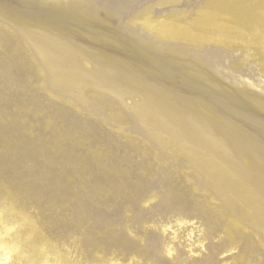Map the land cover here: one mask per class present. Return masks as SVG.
I'll return each mask as SVG.
<instances>
[{"label": "bare ground", "instance_id": "1", "mask_svg": "<svg viewBox=\"0 0 264 264\" xmlns=\"http://www.w3.org/2000/svg\"><path fill=\"white\" fill-rule=\"evenodd\" d=\"M106 1L109 4L105 8L93 0H24L25 7L10 10L0 6V44L5 48L2 63L8 66L7 74L26 71L28 77L42 85L45 94L62 101L66 110L102 115L110 111L104 121L120 128L129 113H136L134 120L141 132V112L158 113L161 127L147 134L158 142L161 153L154 150V157L147 156L137 164L145 176L140 178L142 193L138 200L147 207L160 197L159 191H146L144 183L162 168L167 179L161 187L169 193L163 204L173 208L175 220L163 224L166 235L162 237L149 232V228L157 227L153 216H144L140 245L137 248L129 244L127 252L131 258L126 264L132 260L139 264H174L175 259L176 264H264L255 260L260 247L254 244L256 235L264 252V120L234 109L261 132L263 138L256 139L258 134L219 114L205 98L168 90L132 60L84 46L57 28L64 24L103 25V15L124 0ZM255 2L219 0L201 16L194 30L182 28V23L179 27L171 26L167 20L156 23L150 9L145 8L130 21L142 20L150 30L157 29L158 36L156 42H150L133 31L141 42L136 41V45L169 74H179L199 90L231 99L233 94L218 84L212 68L188 54L182 55L179 45L166 40L186 41L192 46L200 39L217 42L224 38L238 48L246 43L250 56L264 60V26L254 23L257 17L250 11ZM211 26L212 32L205 34L204 29ZM246 60L238 59L230 66L244 65ZM213 85L217 89H212ZM254 95L258 99L256 104L264 111V100L257 93ZM127 100L132 103L129 105ZM142 121L149 122L150 118L146 116ZM132 142L135 150H145L148 144L139 136L133 137ZM195 177L202 180L193 183ZM118 188L125 191L127 186H117L111 196L118 194ZM188 210L194 214H184ZM11 230L6 226L5 234L0 232V251L7 259L18 251L16 244L5 238ZM184 248L188 260L181 258ZM204 248L209 249L208 255L201 256L199 250ZM238 248H242L240 255L232 254ZM134 250L138 256L132 255ZM230 254L234 255L231 262Z\"/></svg>", "mask_w": 264, "mask_h": 264}, {"label": "rangeland", "instance_id": "2", "mask_svg": "<svg viewBox=\"0 0 264 264\" xmlns=\"http://www.w3.org/2000/svg\"><path fill=\"white\" fill-rule=\"evenodd\" d=\"M93 1L100 8L109 4L106 0ZM218 2L124 0L103 15L106 22L101 26L64 24L57 28L84 46L132 60L149 72L155 83L168 90L205 98L204 101L219 114L231 117L235 124L258 134L255 138L261 139V132L248 119L234 112V109L241 110L264 120V111L256 104L258 99L254 95L257 93L264 100V60L250 56L246 43L238 48L224 38L217 42L200 39L192 46L186 41L166 40L168 44L179 45L182 55L188 54L212 68L218 84L233 94L228 100L209 90L197 89L179 74H169L136 45V41L141 42L133 31L150 42H156L158 36L157 29L150 30L142 20L130 21L145 8L150 9L151 19L156 23L167 20L171 26L179 27L182 23V28L188 26L194 30L201 16ZM0 6L8 10L25 7L24 0H0ZM250 11L257 17L254 23L264 26V0H256ZM173 12L177 14L173 15ZM210 32L212 26L204 29L205 34ZM4 53L5 48L0 44V232L4 235L5 227H12L5 238L16 244L18 251L8 259L0 251V262L126 264L131 258L127 252L129 244L137 248L140 245L139 236L144 226L141 219L146 215H152L157 226L149 228V232L165 237L163 224L174 221L175 212L163 204L169 193L161 187L167 179L162 168L149 175L148 183H144L146 191H159L160 197L147 207L138 200L142 193L141 179L145 176L137 169V164L147 156L154 157V150L161 153L158 142L147 134L161 127L158 113L141 112L140 132L134 120L136 113H129L125 125L120 128L104 121L110 111L102 115L66 110L62 101L45 94L42 85L28 77L26 71L13 70L9 76L6 72L8 66L2 63ZM245 58L244 65L230 66L232 62ZM211 88L217 89L214 85ZM127 103L130 105L132 100ZM146 116L150 118L149 122L142 121ZM138 136L148 143L145 150L133 148L132 138ZM201 180L195 177L192 182ZM122 184L127 189L121 191L118 188V194L111 196V191ZM184 214L194 212L188 210ZM254 239V244L260 247L255 260L263 263V248L258 236L254 235ZM240 250L242 248L232 254L240 255ZM182 251L181 258L188 260L186 249ZM199 252L206 256L209 249ZM132 255H137L136 250ZM130 264L139 263L132 260Z\"/></svg>", "mask_w": 264, "mask_h": 264}]
</instances>
